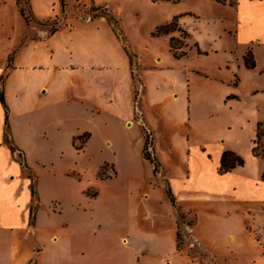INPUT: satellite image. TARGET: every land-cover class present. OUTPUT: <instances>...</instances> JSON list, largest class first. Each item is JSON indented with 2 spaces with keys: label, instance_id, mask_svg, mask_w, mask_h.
<instances>
[{
  "label": "rangeland",
  "instance_id": "374dc122",
  "mask_svg": "<svg viewBox=\"0 0 264 264\" xmlns=\"http://www.w3.org/2000/svg\"><path fill=\"white\" fill-rule=\"evenodd\" d=\"M157 1L160 0H28L27 7L22 5L24 15H32L27 22L19 14L16 0H0V64L4 63L1 80L11 66L15 49L26 39L48 35L50 29L65 21L69 15L88 17L105 8L113 15L114 21L117 20L120 38L123 32L126 33L136 43L142 53V62L147 65L141 71L150 96L145 102L143 99L139 102L142 88L137 60L132 57L134 63L131 75L135 84L133 118L139 117L142 108L148 124L156 130L155 150L164 168L161 169L158 165L151 178L149 165L139 156L136 141L138 125L126 128L120 120L114 121V126L109 129L113 147L94 140L85 144L84 150L77 154L70 141L61 140L56 147L37 148L45 149L46 158L58 152L61 165L71 164V169L82 174L89 185L96 182L94 175L100 164L104 161L112 162L118 171L119 179L116 182L119 181L122 190L129 195L128 213L119 217L123 224L120 227L110 226L109 223L115 220L103 208L111 205L110 201L105 202L104 193L115 191L117 184L115 181L97 182L101 192L97 205L103 208L95 235L97 241L91 248L82 250L77 262L103 264L101 255L107 250L114 254L123 253V264H166L167 260L169 264H264V192L249 194L251 190L255 192L254 184L264 170V126L259 127L263 136L256 147L257 152L263 153V156L254 155V111L237 101L224 103L222 94L233 87L229 84L234 81V66L224 65L229 56L227 52L209 51L213 47L211 38L216 39L217 36L208 31V25L202 23V20L195 22L194 27L191 18L184 16L189 19L184 20L193 37L185 36L176 29L155 38L148 37L149 31L154 32L157 25L169 23L174 18L179 24L178 19L181 17L170 16L181 9L196 8L202 0H179L166 7ZM219 27L220 24L216 23L212 28L218 30ZM171 36L176 39L173 42L176 53L185 52L180 58H175L169 49ZM195 40L202 47L208 48L209 54L205 52V55H197ZM217 42L228 45L229 39L223 36ZM130 53L133 54L131 51ZM154 53L161 55L164 69H158L157 66L155 69L150 68ZM157 74L166 75L169 80L174 75L175 92L178 95L175 101L152 106L151 102L157 95L170 91L167 85L159 88ZM159 108L164 118L160 116ZM140 132L147 141V152L155 158L152 130L145 125L140 126ZM166 141L171 145L170 149L166 146ZM221 149L231 150L244 163L221 177H216L214 172L218 165L216 166L215 160ZM15 155L23 168V175L30 178V187L34 189L35 171L28 168L21 154ZM191 155L207 158V167L205 164L202 168L199 164L198 168L193 169L198 173L196 183L202 181L215 193L217 188H222V193L210 200L215 201L220 197L222 207L215 208L213 203L207 202V196L203 198L197 193V198L189 197V194H182L181 198H177L181 201L182 208L187 211L191 208L192 212L182 211L177 200L172 209L166 192L164 193V189L168 187L165 173L180 183V178L187 175V159ZM112 173L106 164L100 167L98 175L103 177ZM144 191L149 192L148 204L154 211L148 217L144 216L145 211L140 206ZM257 199H262L263 202H258ZM174 214L181 217L177 220ZM22 233L18 229L0 231V264L26 262L25 259L30 254V239L24 240ZM176 234L179 236L178 251L181 254L165 256L166 251L173 250Z\"/></svg>",
  "mask_w": 264,
  "mask_h": 264
},
{
  "label": "crops",
  "instance_id": "0c3cea01",
  "mask_svg": "<svg viewBox=\"0 0 264 264\" xmlns=\"http://www.w3.org/2000/svg\"><path fill=\"white\" fill-rule=\"evenodd\" d=\"M181 1L184 0L179 2ZM235 2L232 7L227 3L202 0L200 6L181 9L170 17H181L178 19V26L189 36L193 37L185 24V20L189 19L184 16L191 18L194 27L195 22L202 20V23L208 25V31L217 36L216 39L211 38L213 47L209 51L227 52L229 56L224 65L234 66V81L232 84L228 83L233 87L222 94V99L224 103H244L253 110L252 123L256 130L258 123L264 126V0ZM157 3L166 7L169 3L178 1L160 0ZM109 17L113 19L110 12L92 17L69 15L52 33L36 39L28 38L21 43L12 55L11 66L3 80L1 73L4 63L0 64V93L7 107L9 141L7 143L4 140L5 110L0 100V231L18 229L23 232L24 240L30 239V254L24 264H94L78 263L77 260L83 249L91 248L97 241L95 235L103 208L114 218L115 222L109 223L113 227L123 224L119 217H124L128 210L129 195L122 190L120 182H116L119 179L118 171L112 162L101 163L94 175L96 182L89 185L82 174L71 169V164L61 165L58 152L46 158L45 149L37 148L56 147L61 140L70 141L77 154L84 150L85 144L94 140L113 147L109 129L114 126V121L120 120L126 128L138 125L136 141L139 156L149 165L151 178L155 172L153 165L143 155L144 138L140 126L146 125L152 130L153 154L161 169L164 168L155 150L156 130L148 124L141 103V114L137 119L133 118L135 84L131 75V66L134 63L132 57L137 60L142 88L139 102L142 99L145 102L150 96L141 71L147 65L142 62V53L136 43L122 29L123 38H120L117 20L113 23ZM216 23L220 24L218 30L212 28ZM152 33L151 30L148 33L150 39L159 36H153ZM223 36L228 37V45L218 44L217 39ZM194 43L197 55H205V52L209 54L208 48L202 47L196 40ZM248 50L252 54V68L244 65L243 56ZM151 57V69L156 66L164 69L160 54L154 53ZM157 75L159 88L167 85L170 91L157 95L151 102L152 106L175 101L178 95L175 92L174 75L172 74L171 80L166 75ZM231 95L233 97L229 98ZM160 111L162 110L159 108L162 117ZM166 146L171 148L168 141ZM222 150L216 156V166L219 165ZM16 153L21 154L24 163L36 174L34 191L37 204L32 215L31 180L23 175V168L15 158ZM206 161L204 156H189L187 175L180 178V183L165 173L174 200L181 204V210L185 213L192 212V209L188 208L187 211L182 208L181 201L177 199L182 194H189L192 198H197L198 194L203 198L207 196V202L213 203L214 207L223 206L220 197L210 201L214 199L213 196L222 193V188H217L215 193L202 181L196 183L198 173L193 169L198 168L199 164L202 168L205 164L207 167ZM106 164L113 173L99 177L100 167ZM214 175L221 177L223 174L217 173L215 167ZM259 175L260 179L254 184L255 192L251 190L250 195L264 192V170ZM98 181H115L117 184L115 191L104 193L105 202H111L108 207L97 205L101 197ZM144 194L140 206L145 211V217L152 216L154 211L148 204L149 192L144 191ZM257 201L263 202L262 199ZM171 206L173 209L172 204ZM175 216L178 220L179 214H174V218ZM121 241L125 242L123 238ZM172 249L164 255L174 256L179 253L175 237ZM124 257L123 253L114 254L107 250L101 255L103 264H123ZM166 264H169L168 260Z\"/></svg>",
  "mask_w": 264,
  "mask_h": 264
},
{
  "label": "trees",
  "instance_id": "16d2710c",
  "mask_svg": "<svg viewBox=\"0 0 264 264\" xmlns=\"http://www.w3.org/2000/svg\"><path fill=\"white\" fill-rule=\"evenodd\" d=\"M170 1H179V0H170ZM216 2L219 3H227L230 6H234L236 4L235 0H214ZM21 2L23 4H21ZM16 4L18 6V11L19 14L21 16H23V18L25 19V21H29L30 18H32V15H24V9L22 8V5H24L25 7H27L28 4V0H16ZM99 8H95V10H98ZM103 11L97 14H93L90 15L91 17L94 15H98V14H106V9L102 8ZM109 20H112L113 23L115 22L111 17H109ZM57 29V26L53 27L52 29L49 30V33H52L53 31H55ZM179 30L182 32L183 35L188 36V33L183 30L180 26H178L177 22H176V18H174L171 22L169 23H165L163 25L157 26L155 31L152 33L153 36H158V35H162V34H167L168 32L172 31V30ZM174 40H176L174 37H170L169 39V49L172 52L173 56L175 58H180L181 56L185 55V52H180V53H176V47L174 46L173 42ZM243 60H244V65L247 68H252L254 66L253 60H252V54L251 51L248 50L245 55L243 56ZM0 100L3 104L4 110H5V118H4V140L5 142L9 143L7 136H8V121H7V107L5 106L4 100H3V96L2 93H0ZM261 126L260 123L257 124V128H256V134H255V139L253 141V144H255L252 148V152L254 155H262L263 153L257 152L256 147L257 144L259 143L261 137L263 136V132L259 131V127ZM10 149L13 150V147L11 145H9ZM147 141L144 140V145H143V155L144 157L149 160V162L153 165V172H156L157 166L159 165L158 162L156 161V159L151 156L147 150ZM244 163L243 159L235 154L234 152H232L231 150H224L222 151L221 155H220V160H219V165L217 167V173L219 174H224L228 171H230L231 169H233L236 166H242ZM30 191H31V197H32V203L30 206V215H32L33 211L35 210L36 207V199H35V191L32 187H30ZM165 192L167 197L169 198V201L171 202L172 205H174L175 200L174 197L170 191L169 186L165 188ZM179 217H181V215H179ZM176 247L179 250L180 249V244H179V236L178 234H176Z\"/></svg>",
  "mask_w": 264,
  "mask_h": 264
}]
</instances>
